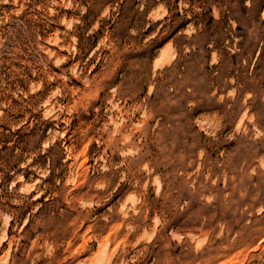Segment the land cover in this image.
<instances>
[{"label": "rangeland", "instance_id": "1", "mask_svg": "<svg viewBox=\"0 0 264 264\" xmlns=\"http://www.w3.org/2000/svg\"><path fill=\"white\" fill-rule=\"evenodd\" d=\"M0 264H264V0H0Z\"/></svg>", "mask_w": 264, "mask_h": 264}]
</instances>
